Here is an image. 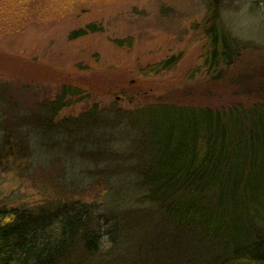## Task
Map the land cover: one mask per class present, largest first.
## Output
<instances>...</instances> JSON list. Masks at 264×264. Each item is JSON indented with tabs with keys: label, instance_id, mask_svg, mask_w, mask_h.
Returning a JSON list of instances; mask_svg holds the SVG:
<instances>
[{
	"label": "rangeland",
	"instance_id": "1",
	"mask_svg": "<svg viewBox=\"0 0 264 264\" xmlns=\"http://www.w3.org/2000/svg\"><path fill=\"white\" fill-rule=\"evenodd\" d=\"M21 1L25 12L17 15L14 3ZM204 1L0 0V204L76 200L103 209L113 199L128 200L134 176L120 168L132 171L143 157L138 125L117 110L255 102L254 83L264 71V0H221L218 25L238 53L230 65L193 76L206 42ZM128 37L130 44L113 41ZM172 56L170 67L140 75L141 67ZM63 85L80 90L70 89L71 103L53 116L50 102ZM94 104L95 118L82 126L68 122ZM122 201L119 207L132 211L126 226L133 241L126 254L102 264H197L185 259L194 253L206 259L209 244L196 230L175 233L154 207Z\"/></svg>",
	"mask_w": 264,
	"mask_h": 264
},
{
	"label": "trees",
	"instance_id": "2",
	"mask_svg": "<svg viewBox=\"0 0 264 264\" xmlns=\"http://www.w3.org/2000/svg\"><path fill=\"white\" fill-rule=\"evenodd\" d=\"M204 2L206 42L193 76L230 65L238 53V43L218 25L221 0ZM14 4L17 15L25 12L26 3ZM78 32L85 33L81 28ZM128 39L113 41L130 44ZM175 61L172 56L141 67L139 73L157 74ZM70 89L80 90L63 85L50 102L53 116L71 103ZM253 92L257 100L248 106L159 102L117 110L119 118L139 127L136 143L143 163L133 165L132 171V166L120 168L125 177L134 176L129 182L135 192L130 187L128 200L113 199L103 209L76 200L53 207L0 204V264H102L112 254H126L129 239L133 241L126 226L132 211L119 207L121 201L154 207L175 233L196 230L209 244L206 259L196 253L185 259L197 264H264V71ZM96 110L94 104L68 122L82 126L95 118Z\"/></svg>",
	"mask_w": 264,
	"mask_h": 264
}]
</instances>
